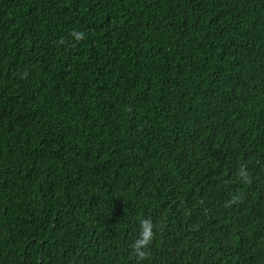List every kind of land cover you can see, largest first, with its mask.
Masks as SVG:
<instances>
[{
	"label": "trees",
	"instance_id": "obj_1",
	"mask_svg": "<svg viewBox=\"0 0 264 264\" xmlns=\"http://www.w3.org/2000/svg\"><path fill=\"white\" fill-rule=\"evenodd\" d=\"M0 264H264V0H0Z\"/></svg>",
	"mask_w": 264,
	"mask_h": 264
},
{
	"label": "clouds",
	"instance_id": "obj_2",
	"mask_svg": "<svg viewBox=\"0 0 264 264\" xmlns=\"http://www.w3.org/2000/svg\"><path fill=\"white\" fill-rule=\"evenodd\" d=\"M71 36L79 41L84 38L85 33L81 31H73ZM243 175V173H241ZM154 238V224L153 221L148 219H141L139 222V233L138 237L132 243V251L135 254L136 258L143 260L148 252L146 251L151 245Z\"/></svg>",
	"mask_w": 264,
	"mask_h": 264
}]
</instances>
